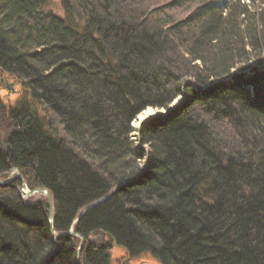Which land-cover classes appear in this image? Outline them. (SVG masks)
I'll return each mask as SVG.
<instances>
[{"label": "trees", "instance_id": "trees-1", "mask_svg": "<svg viewBox=\"0 0 264 264\" xmlns=\"http://www.w3.org/2000/svg\"><path fill=\"white\" fill-rule=\"evenodd\" d=\"M60 2L68 20L49 0H0V69L28 97L0 101V178L16 169L49 190L55 234L87 209L82 247L53 243L47 200L23 201L13 178L0 185V264H110L113 244L161 264H264V66L225 79L264 54V7ZM147 108L166 112L136 145Z\"/></svg>", "mask_w": 264, "mask_h": 264}, {"label": "rangeland", "instance_id": "rangeland-1", "mask_svg": "<svg viewBox=\"0 0 264 264\" xmlns=\"http://www.w3.org/2000/svg\"><path fill=\"white\" fill-rule=\"evenodd\" d=\"M250 0L248 5H252L251 6V11L255 10V6L259 7L260 9L264 7L263 3L261 2V0H253V2ZM45 11H51L52 13H54L56 16H60L61 18L67 19L68 17H66L65 12L63 10V8L61 7V2L60 0H49V3L46 5V7L44 8ZM257 9V8H256ZM69 19V18H68ZM67 19V20H68ZM74 22H70L75 24L76 27H78V22L73 19ZM262 50H264V44H262L261 49L258 52H262ZM249 50L248 49H244L243 51L241 50L240 52H235L233 54V57L236 60H239V58L248 57V60L251 58L249 56ZM258 54V53H257ZM262 57L260 58V60H255L254 57L251 58L252 61H250L249 63L243 64L240 66L237 65L235 69V72L241 73V69L247 68L245 71L246 74L251 73L250 71L253 68H258V69H262L264 66V54L261 55ZM239 57V58H238ZM242 60V59H241ZM8 78V83H14L15 82L13 80H11L9 77ZM188 80V79H185ZM9 86L10 90H7L6 87ZM20 99L22 100H28V97L24 94V91L21 89L20 84H16V85H5L4 86V79L0 78V101H2L3 105L5 108H12L15 107L17 105V103L20 101ZM178 101H180V98L174 100V102L171 104L170 106V110L174 109L176 104L178 103ZM153 109V113L150 117H153L155 115H163L166 111H162V110H158L155 108H151ZM139 115V114H138ZM138 115L135 117V119L131 122V128L134 129V127L132 126V124L135 122V120L137 119ZM145 121V120H143ZM142 121V122H143ZM140 125H142V123H140ZM139 125V126H140ZM6 131H5V127H0V137L5 136ZM132 135V134H131ZM130 135V137H131ZM137 140V138H136ZM136 145H138V143H135ZM12 178V177H16V173L14 171L10 172L6 178ZM35 199H45L44 196L38 195L36 197H33ZM93 241V240H92ZM94 241L98 242V243H102V242H106V239H103L102 237L100 238H94ZM80 242V240H79ZM80 245V244H79ZM108 253L111 256V263L110 264H161L160 262H158L150 252L147 253H142V254H138L136 255V257L131 258L127 255V253H125L122 249L116 247L114 244L112 245L111 249L108 251Z\"/></svg>", "mask_w": 264, "mask_h": 264}, {"label": "bare ground", "instance_id": "bare-ground-1", "mask_svg": "<svg viewBox=\"0 0 264 264\" xmlns=\"http://www.w3.org/2000/svg\"><path fill=\"white\" fill-rule=\"evenodd\" d=\"M235 71H236L235 69H232L230 71V74L228 76H225V79H230V77H232L234 75H240L241 74V73H238V72H235ZM1 77H2V74L0 73V78ZM219 81H223V80H218L216 82H219ZM176 106H177V104H176ZM152 113H153V109H151V108H147V109L141 111V113L138 115V117L135 120V122L132 124V126L134 127L135 132L132 133L131 137H129V141L133 142L134 144L137 142V140H136V138H137L136 132L138 130V127H139L140 123H142L143 120H146L148 118H151L150 116L152 115ZM0 181H5V179L4 178H0ZM36 190H40V191L46 190L49 193L50 197H51V194H50L49 190H47V189H36ZM34 194H35V196H38L39 195L38 193H34ZM51 200H52V197H51ZM52 209H53V200H52V208H51V210ZM48 210H49V212L51 211L50 208H49V206H48ZM86 211H87V209H84L81 212V214L75 219V221L72 223V225L69 227V230L66 233H61V234H57L56 233V235H55V234H52V232L50 231L52 242L53 243H57V240H59L61 237L67 238L68 236H72V237L78 238V239L79 238H82V240H83V237H81L80 235H77V234L73 233V231H74V226L76 225L79 217H81L83 214H85ZM77 253H78V250H77Z\"/></svg>", "mask_w": 264, "mask_h": 264}, {"label": "water", "instance_id": "water-1", "mask_svg": "<svg viewBox=\"0 0 264 264\" xmlns=\"http://www.w3.org/2000/svg\"><path fill=\"white\" fill-rule=\"evenodd\" d=\"M0 73H2V70L1 69H0ZM6 89L7 90H10L9 87H6ZM16 176L22 182V191L25 192V190H26L25 184L23 182V179L21 178V174H19V172L17 170H16ZM9 179H10V177L8 179H6L5 181H0V185H7L9 183ZM34 193H38L39 195L44 196L46 198V200L48 201V206H49V208L51 210V208H52V200H51V197H50L49 193L46 190H43V191L35 190V191H32V192H28L26 194L28 195V197H30ZM48 223H49V226H50V231L52 232L53 223H52V217H51V215L49 217ZM52 234H53V232H52ZM81 241H82V239H81ZM81 247H82V244H80L79 249H78V252L81 249Z\"/></svg>", "mask_w": 264, "mask_h": 264}, {"label": "flooded vegetation", "instance_id": "flooded-vegetation-1", "mask_svg": "<svg viewBox=\"0 0 264 264\" xmlns=\"http://www.w3.org/2000/svg\"><path fill=\"white\" fill-rule=\"evenodd\" d=\"M4 85H5V83H4Z\"/></svg>", "mask_w": 264, "mask_h": 264}]
</instances>
